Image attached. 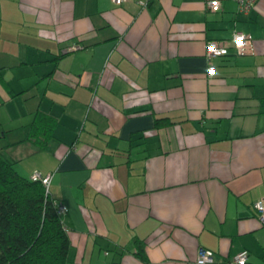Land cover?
I'll list each match as a JSON object with an SVG mask.
<instances>
[{
    "label": "crops",
    "instance_id": "obj_1",
    "mask_svg": "<svg viewBox=\"0 0 264 264\" xmlns=\"http://www.w3.org/2000/svg\"><path fill=\"white\" fill-rule=\"evenodd\" d=\"M218 1L0 0V147L48 176L65 264H194L197 248L264 264V0ZM208 41L229 46L212 75ZM38 111L55 120L42 148Z\"/></svg>",
    "mask_w": 264,
    "mask_h": 264
},
{
    "label": "trees",
    "instance_id": "obj_2",
    "mask_svg": "<svg viewBox=\"0 0 264 264\" xmlns=\"http://www.w3.org/2000/svg\"><path fill=\"white\" fill-rule=\"evenodd\" d=\"M0 83L4 84L1 77ZM54 123L39 111L33 115L30 127L40 132L39 148L45 145ZM168 123L166 117L154 118L147 135ZM58 205L39 179L18 174L0 147V264H65L69 243L61 221L64 211L59 213ZM135 254L146 260L140 247Z\"/></svg>",
    "mask_w": 264,
    "mask_h": 264
},
{
    "label": "built area",
    "instance_id": "obj_3",
    "mask_svg": "<svg viewBox=\"0 0 264 264\" xmlns=\"http://www.w3.org/2000/svg\"><path fill=\"white\" fill-rule=\"evenodd\" d=\"M113 3H120L125 0H110ZM236 5L237 12L246 14L254 5L257 0H232ZM204 6L207 10L214 12L219 9L218 0H205ZM250 35L241 32L234 31L231 34L230 43L232 49L236 55H242L244 53H251ZM77 46H71L68 49H75ZM229 46L224 41H208L204 46V59L206 62L205 73L212 75L214 73V67L211 63L212 59L226 54ZM32 180L39 179L44 187L47 186L48 176H40L37 172L30 174ZM254 210L256 217L261 226H264V206L260 201H256L254 204ZM59 213L65 211V207L61 204L57 206ZM247 258V251L242 249L236 252L234 255L227 259H217L214 257L211 251L197 248L195 257L193 260L194 264H243Z\"/></svg>",
    "mask_w": 264,
    "mask_h": 264
}]
</instances>
